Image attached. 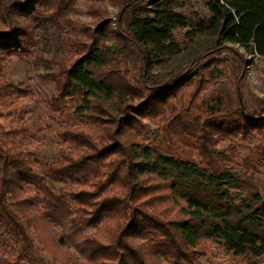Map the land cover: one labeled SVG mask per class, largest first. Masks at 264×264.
Masks as SVG:
<instances>
[{
  "label": "trees",
  "instance_id": "trees-1",
  "mask_svg": "<svg viewBox=\"0 0 264 264\" xmlns=\"http://www.w3.org/2000/svg\"><path fill=\"white\" fill-rule=\"evenodd\" d=\"M77 1L0 0V119L18 110L6 100L33 96L7 64L33 59L61 121L54 160L29 149L22 117L0 123V264L45 252L49 264H203L211 245L264 264V107L250 108L242 77L245 55L264 58V0H208L210 18L178 42L190 25L177 0H84L92 24L70 19ZM227 56L236 105L206 87L228 75ZM238 139H257L244 159L241 144L219 148Z\"/></svg>",
  "mask_w": 264,
  "mask_h": 264
},
{
  "label": "rangeland",
  "instance_id": "rangeland-1",
  "mask_svg": "<svg viewBox=\"0 0 264 264\" xmlns=\"http://www.w3.org/2000/svg\"><path fill=\"white\" fill-rule=\"evenodd\" d=\"M208 0H177V11L183 13L189 18V28H178L175 30V39L180 41L182 36L191 29L196 22L200 20H208L210 18V12L207 6ZM108 10L109 16L112 20L118 13V9L112 6L109 2L103 5ZM88 7L84 0H78L74 6V9L70 13V19L74 21H82L88 24H92L93 20L88 15ZM1 27V26H0ZM238 47V46H237ZM241 52L244 50L241 48ZM47 58L48 54L44 53ZM230 59L228 65H226V74H215V78L209 80L206 86L209 89V93L214 96L222 97V100L226 101L227 97L233 101L236 105V77L231 73V68L234 63V59L231 56H227ZM246 66L243 71L242 77L246 75V82L244 85V99L253 110H259L264 107V58H260L252 55H245ZM232 65V66H231ZM6 77L9 81H13L14 84H23V88L32 90L33 96L21 97L18 104L15 103V107L9 106L13 99L17 98L15 95L13 99L6 100L2 109L5 111H11L13 108L18 109L14 115H7L0 119V123L7 129L18 128L21 123L20 117L24 119L26 124L31 129V135L33 138L28 139L29 149L35 153V157L38 159L54 160L59 156L60 141L57 136V132L60 130L61 121L57 115H52L45 104L42 102L43 98L51 97L54 92L53 85L44 83L39 79V75L48 71L45 65H37L33 59L31 60H18L13 59L7 64ZM209 79V75L206 76ZM207 92V91H206ZM242 100V99H240ZM4 102V101H3ZM243 103V102H242ZM148 140L152 143L156 137L154 132L159 126L158 122L148 124ZM231 143L241 144L237 158L244 159L253 147L257 144V139H252L247 142L241 140L224 141L220 143L219 148L225 150ZM257 185L264 192V165L260 168L255 177ZM63 187L62 185H56V189ZM89 233H94L95 230H89ZM52 255H61L63 249L57 247L56 243L49 241L48 245ZM46 262L51 260V255L45 252ZM203 264H234L233 257L230 254H226L218 248L216 245H211V251L206 256L201 257Z\"/></svg>",
  "mask_w": 264,
  "mask_h": 264
}]
</instances>
